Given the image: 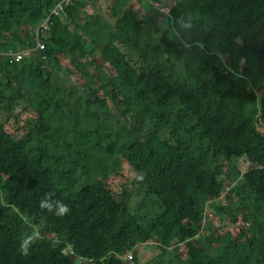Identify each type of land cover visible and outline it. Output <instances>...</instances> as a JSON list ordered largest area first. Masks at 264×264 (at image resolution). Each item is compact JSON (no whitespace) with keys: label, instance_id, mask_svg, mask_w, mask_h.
I'll list each match as a JSON object with an SVG mask.
<instances>
[{"label":"trees","instance_id":"obj_1","mask_svg":"<svg viewBox=\"0 0 264 264\" xmlns=\"http://www.w3.org/2000/svg\"><path fill=\"white\" fill-rule=\"evenodd\" d=\"M60 1L0 0V264H264V0Z\"/></svg>","mask_w":264,"mask_h":264},{"label":"rangeland","instance_id":"obj_2","mask_svg":"<svg viewBox=\"0 0 264 264\" xmlns=\"http://www.w3.org/2000/svg\"><path fill=\"white\" fill-rule=\"evenodd\" d=\"M134 2V0H130L129 5L127 4V8L131 7L132 3ZM151 6V8H149V6ZM145 10H142V8H139L138 10H136L137 12H140L141 14H145V16L147 17H154V18H158L161 16H167L170 14L172 7L174 6V4L172 2H170V0H155V2H152V0H145L143 5ZM99 9L102 13H105L103 6L99 5ZM78 21H80V24H84L86 22V15L85 14H81L78 18ZM181 58H183L181 56ZM98 62L101 64L102 68L105 69V71H107V74H112L113 70L108 67V65H105V61L103 58H101V60H98ZM257 96L260 97L261 96V92L257 93ZM20 109H18L16 111V113L20 114ZM180 120H182L180 118ZM178 126L180 127L182 125V121L177 122ZM12 125L14 126V122L12 121ZM95 135V131L94 128L91 125H85L84 127H82L81 129H79L77 131L76 134V141L78 144L81 145H85L87 147V149L95 154H98L97 152H94L91 148V141L93 140V137ZM32 144L34 145V147L36 146V140L31 141ZM114 158H116V156H112ZM117 160V159H116ZM115 160H112L111 162H114ZM133 176L130 175L129 178L123 183V186L125 187V191L127 193V195L130 196L133 195V193L135 192V187L133 186ZM119 189H122L119 187ZM118 189V191H119ZM227 191V190H226ZM227 194H223L221 199L226 200ZM130 207L132 208V210H135L137 212V216L141 218V221L143 220L142 215H147L148 212H145V209L143 210H138L135 207L134 204V200H131L130 202ZM23 218H25V216H22ZM202 226L205 227L207 226V224L202 223ZM34 236L35 239H40V237H45L46 235V231L44 228L40 229L38 232H33L32 234ZM55 241L59 242L60 240L56 237ZM62 241V240H61ZM65 241V240H64ZM153 244H146L143 246H139L137 247L136 251L134 252V260H136L137 264H150V263H155V262H160L161 258H162V254L155 248H153ZM182 252L184 253V249L183 247H181ZM65 252L70 256L74 258V254L70 248V246L68 244L65 245ZM181 254V252H180ZM172 253L170 255H168L167 257H171ZM75 259H77V262L79 264H88L86 260H82L78 257L75 256ZM132 259L126 260L127 264H132Z\"/></svg>","mask_w":264,"mask_h":264},{"label":"clouds","instance_id":"obj_3","mask_svg":"<svg viewBox=\"0 0 264 264\" xmlns=\"http://www.w3.org/2000/svg\"><path fill=\"white\" fill-rule=\"evenodd\" d=\"M62 1V0H61ZM60 1V2H61ZM59 2V3H60ZM58 3V4H59ZM51 14V13H50ZM64 14V13H63ZM62 14V15H63ZM61 15V16H62ZM60 16V17H61ZM46 21V20H45ZM44 21V22H45ZM43 22V23H44ZM40 28V26L39 27H37V28H34L33 29V37H34V42H35V51L37 50V51H43V50H45V44L43 43V41H42V39H44L45 37H47V35L49 34V31H50V28H49V30L48 31H46L45 33H43L41 36H40V38H39V41H41L43 44H44V48L43 49H41L40 47H38V45H37V41H36V31H37V29H39ZM16 54H20V55H22V59L25 57V56H27L28 54H30V51H28V50H18V51H10V52H8L7 53V59H9V63L10 64H14V63H20L21 61H22V59L20 60V61H16V60H12V57L11 56H14V55H16ZM49 194H45V199H42L41 201H40V206L41 207H43V208H48L49 210H52V208H53V203L52 202H50L48 199H47V196H48ZM68 211V207H67V205L66 204H63L62 202H60V201H56L55 202V212H56V214L57 215H62V214H64L65 212H67ZM33 239H34V236L33 235H24L22 238H21V240H20V243H19V250L21 251V253L22 254H26L27 253V251H28V247H29V245L33 242Z\"/></svg>","mask_w":264,"mask_h":264},{"label":"built area","instance_id":"obj_4","mask_svg":"<svg viewBox=\"0 0 264 264\" xmlns=\"http://www.w3.org/2000/svg\"><path fill=\"white\" fill-rule=\"evenodd\" d=\"M71 2H72V0H62L54 8V10L51 11V15H53L55 17H60L64 13V7L67 6V5H69V3H71ZM50 27H51V16L49 18H47L46 21L36 31V41H37V45L41 49L44 48V44L41 41H39V38H40V36L43 33H45L46 31H48ZM11 57H12V60H16V61H20L22 59V55H20V54H16V55L11 56ZM130 259H132V256H130Z\"/></svg>","mask_w":264,"mask_h":264}]
</instances>
